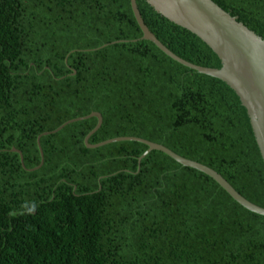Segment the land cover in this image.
<instances>
[{
  "label": "trees",
  "instance_id": "16d2710c",
  "mask_svg": "<svg viewBox=\"0 0 264 264\" xmlns=\"http://www.w3.org/2000/svg\"><path fill=\"white\" fill-rule=\"evenodd\" d=\"M179 57L220 67L189 30L135 0ZM264 38V0H213ZM129 0H0V264H264V162L245 107L224 81L141 39ZM117 40V41H116ZM119 40V41H118ZM115 41V42H112ZM14 147L22 153L12 151Z\"/></svg>",
  "mask_w": 264,
  "mask_h": 264
},
{
  "label": "water",
  "instance_id": "95a60500",
  "mask_svg": "<svg viewBox=\"0 0 264 264\" xmlns=\"http://www.w3.org/2000/svg\"><path fill=\"white\" fill-rule=\"evenodd\" d=\"M129 1L135 20L142 31L141 39L153 42L175 61L199 73L224 81L235 91L246 109L255 141L264 162V38L238 21L236 16L230 15L213 0H146L157 13L198 36L211 48L221 62V66L218 68L197 65L179 57L161 43L143 22L136 1ZM89 117H95L97 121L95 126L83 138L86 147L95 148L123 140L140 141L147 145V149L138 157V163L150 150H160L180 164L209 175L243 207L264 216V207L242 196L217 171L196 160L183 157L163 144L132 135L111 137L96 143L88 142L90 135L99 128L102 122V116L98 111H91L84 116L68 119L57 128L40 133L37 136V143L41 160L37 166L29 170L38 168L43 162L39 145L41 135L56 132L67 123ZM11 150L19 153L21 165L23 166L20 150L14 147Z\"/></svg>",
  "mask_w": 264,
  "mask_h": 264
},
{
  "label": "rangeland",
  "instance_id": "374dc122",
  "mask_svg": "<svg viewBox=\"0 0 264 264\" xmlns=\"http://www.w3.org/2000/svg\"><path fill=\"white\" fill-rule=\"evenodd\" d=\"M154 142V141H153ZM158 143V142H157ZM161 144V143H160Z\"/></svg>",
  "mask_w": 264,
  "mask_h": 264
}]
</instances>
